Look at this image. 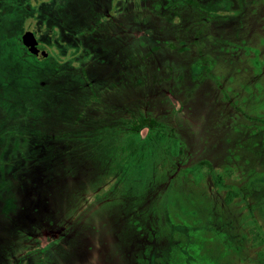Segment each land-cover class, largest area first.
Segmentation results:
<instances>
[{"label":"rangeland","instance_id":"obj_1","mask_svg":"<svg viewBox=\"0 0 264 264\" xmlns=\"http://www.w3.org/2000/svg\"><path fill=\"white\" fill-rule=\"evenodd\" d=\"M263 246L264 0H0V264H261Z\"/></svg>","mask_w":264,"mask_h":264},{"label":"trees","instance_id":"obj_2","mask_svg":"<svg viewBox=\"0 0 264 264\" xmlns=\"http://www.w3.org/2000/svg\"><path fill=\"white\" fill-rule=\"evenodd\" d=\"M118 16H121V14H119ZM122 146H125L126 151H128L127 152V159H128L127 162H131V160H134L135 163H139L142 160L144 153L146 151V140L144 139L139 140V138L134 135V137H130V139H128L125 142V144H123ZM235 196H236V192L230 190L227 192L226 200L230 201ZM259 260L261 264H264V246H263V249L259 253Z\"/></svg>","mask_w":264,"mask_h":264},{"label":"flooded vegetation","instance_id":"obj_3","mask_svg":"<svg viewBox=\"0 0 264 264\" xmlns=\"http://www.w3.org/2000/svg\"><path fill=\"white\" fill-rule=\"evenodd\" d=\"M106 15H108L109 16V14H106ZM35 35V34H34ZM36 37V36H35ZM37 39V38H36ZM20 41H21V36H20ZM37 47H38V49H40L41 51H42V49H41V47H40V41L37 39ZM21 44H22V48H23V50L27 53V54H30V55H33L36 59H38V60H42V59H45V58H47L46 56H44V57H42V58H38L36 55H34V54H32L31 52H29V50H28V47H26L25 45H23V43H22V41H21ZM87 85H88V83H87ZM167 92V94L168 95H170L171 97H173L172 96V94H170V91H166ZM179 103V102H178ZM179 107H181V104H179V106L177 107V110L179 109ZM150 121V120H149ZM150 122H147L146 123V125L145 126H143V127H141V128H146L147 130H148V135L149 136H151L152 138H156L157 140H162L163 138H165V137H167L168 136V130H166V129H164L163 127H161L160 125H157V124H154V125H152V127L150 126ZM140 128V129H141ZM139 131V130H138ZM128 133V132H127ZM131 132H129L128 134H130ZM134 135L135 134H133L131 137H134ZM147 136V135H146ZM128 139H130V138H125V139H123V143H122V145L123 144H125V142L128 140ZM144 138H142V139H140V140H143ZM145 140V139H144ZM177 141L176 142H174L173 143V146L174 147H177ZM122 150H124L126 153L128 152V151H126V148H125V146H123L122 147ZM128 161V159H126L125 160V165H124V167H126L127 166V164H126V162ZM132 161V160H131ZM87 175V174H86ZM85 175V176H86Z\"/></svg>","mask_w":264,"mask_h":264},{"label":"water","instance_id":"obj_4","mask_svg":"<svg viewBox=\"0 0 264 264\" xmlns=\"http://www.w3.org/2000/svg\"><path fill=\"white\" fill-rule=\"evenodd\" d=\"M21 41L23 45L28 47L29 52L36 55L38 58H42L45 56V53L38 49L37 47V39L33 32L26 31L21 35Z\"/></svg>","mask_w":264,"mask_h":264}]
</instances>
